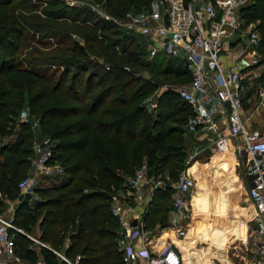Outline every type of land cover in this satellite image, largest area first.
Here are the masks:
<instances>
[{
	"label": "trees",
	"instance_id": "1",
	"mask_svg": "<svg viewBox=\"0 0 264 264\" xmlns=\"http://www.w3.org/2000/svg\"><path fill=\"white\" fill-rule=\"evenodd\" d=\"M91 1L109 15L123 17L130 10L147 9L153 0ZM31 5L30 0H0V136L16 134L14 141H0V190L19 198L18 181L31 166L35 132L29 122L18 120L25 106L39 119V132L55 141L53 158L64 172L42 177L34 194H25L14 211L15 223L51 248L15 231V252L30 262L40 253L49 264H67L56 250L70 257L80 253L82 264H124L111 194L124 186V174L134 175L144 162L149 174L178 178L185 166V124L192 109L176 90L158 91L157 80L140 73L163 55L148 60L137 38L110 17L89 6L66 4L46 10L45 20L39 14L20 15ZM242 15L245 24L258 22L264 54V0H250ZM66 18L79 23L53 22ZM31 20L41 27V37H57V51L18 59ZM74 33L84 42L73 38ZM182 67L187 82L190 73L177 57L167 58L158 73L178 74ZM154 92L156 101L149 103ZM172 190L156 189L149 203L145 228L153 233L170 223ZM35 195L40 198L31 205ZM4 204L0 198V208ZM186 254L191 261L202 258L188 248Z\"/></svg>",
	"mask_w": 264,
	"mask_h": 264
},
{
	"label": "built area",
	"instance_id": "2",
	"mask_svg": "<svg viewBox=\"0 0 264 264\" xmlns=\"http://www.w3.org/2000/svg\"><path fill=\"white\" fill-rule=\"evenodd\" d=\"M195 1L153 0L145 10L128 11L121 26L137 29L144 36L148 44L145 52L148 60L164 54L185 62L190 80L172 87L192 109L185 130L215 132V143L219 150L227 149L228 135L233 136L238 149L248 155V206L254 211L252 248L248 261L250 264H264V132L247 126L250 114H247L242 96L246 69L258 66L260 60H264V55L258 51L262 36L255 21L245 24L243 19L242 9L250 0H209L199 4ZM70 2L80 4L74 0ZM90 6L96 10L94 5ZM242 30L248 35L246 46L237 45L236 36ZM226 47L228 54L225 53ZM254 72L256 76L260 75V70L254 68ZM207 103L214 104L216 108H206ZM216 111L224 114L223 120L229 134L218 126ZM20 119L29 122L35 133L39 132V119L30 117L26 109L20 112ZM54 147L55 141L47 137L33 140L30 169L18 181L21 193L32 194L42 177L64 172L62 163L53 158ZM191 159L192 156L187 164ZM123 177L124 186L115 190L110 198L111 212L120 224L117 242L123 263L185 264L183 255L174 246L169 245L159 252L150 248L148 243L153 232L145 228V215L155 190L171 186L174 213L169 224L177 227L180 237L186 236L191 217L188 196L195 185L193 176L184 169L176 180L167 181L168 176L149 174L148 165L144 162L134 175L124 174ZM0 198L4 202L9 201L1 190ZM16 200L18 202L20 199ZM15 231L51 248L18 226L14 212L9 216L5 209L0 208V262L31 264L15 252ZM54 251L67 264H82L80 253L70 257ZM32 264L49 263L39 253Z\"/></svg>",
	"mask_w": 264,
	"mask_h": 264
},
{
	"label": "crops",
	"instance_id": "3",
	"mask_svg": "<svg viewBox=\"0 0 264 264\" xmlns=\"http://www.w3.org/2000/svg\"><path fill=\"white\" fill-rule=\"evenodd\" d=\"M247 36L245 30L240 31L236 36L237 45L246 46ZM232 45L234 42L231 43ZM228 52L226 47L225 53L228 54ZM254 68L260 70L259 76L255 75ZM244 74L243 103L247 114H250L247 126L264 132V60L261 59L258 66L247 68ZM205 107L216 108L212 103H207ZM223 117L224 114L216 111L218 126L223 127L224 132L229 134ZM228 136L229 147L219 150L215 143L217 139L215 132L185 131L186 151L192 156L189 166L185 170L195 179V185L188 196L191 208L188 233L186 236L180 237L177 227L170 224L161 227L156 233L151 234V240L148 243L150 248L159 252L164 249V246L171 245L181 252L184 260H187L188 242L194 241L192 245L198 248L199 242L200 244L205 242L209 244L210 240H214L220 248L214 245L211 246L212 249L214 247L223 249L226 247L227 241L230 240L235 246L230 247L237 254L236 257L231 256V258L239 259L240 252L237 251L236 242L244 235L247 236V241L249 238L252 240L254 211L248 206L250 182L246 172L248 155L238 149L235 137ZM165 176L169 177L170 175L166 173ZM198 178H201L202 181H199ZM8 205V202L5 201L1 209L5 207L6 215L10 216L12 212L10 206L6 207ZM173 213V203L170 198L169 221L172 219ZM202 253L198 252L197 254ZM29 263L33 262L29 261ZM0 264L7 263L3 261Z\"/></svg>",
	"mask_w": 264,
	"mask_h": 264
},
{
	"label": "rangeland",
	"instance_id": "4",
	"mask_svg": "<svg viewBox=\"0 0 264 264\" xmlns=\"http://www.w3.org/2000/svg\"><path fill=\"white\" fill-rule=\"evenodd\" d=\"M70 1L71 0H30L31 3L35 4V6L33 7L31 5L30 8H25L24 10H21V14L20 15H24V16L30 17L32 15L39 14L41 16L42 20H45L46 18L49 17L45 13L46 10H51V9L64 7V4H66L68 6L70 5V7H75V8H81L82 6H89L90 8H92L90 5H94L95 8H96V11L100 15H102V16L105 15V17H110L111 19L113 18L114 20H117V22L116 21H114V22L117 24L118 28H120L124 32H126L128 34H131L134 37H136L138 42L141 44V45H139V50L143 51L145 49V52H146V50L148 49V44H147L146 39L144 38V36L137 29H130V28H127V27L123 28L121 26V24H123L125 22V16H123V17L111 16L105 10H103L102 5L98 4L99 6H97L96 4H93L94 2H92L91 0H74L75 3H80V4H70L71 3ZM208 1L209 0H196L195 3H198V4L199 3H206ZM17 3H18V1L15 2V4H17ZM152 3H153V1L150 4H152ZM97 9H99L101 12L98 11ZM69 12H72V10L69 9ZM73 15H74V13H72V17H73ZM35 21H32L33 25H28L27 26V29H26V32H25V38H23V40L21 42V46L19 48V51L17 52V58L18 59L27 58V57H30V56H37L38 57V55H42V56L48 55L49 56V54L57 51V48H56V38L57 37H50V38L49 37L48 38L41 37L42 34H43V31L41 30V27L39 26L37 21L36 22ZM53 22H54V24H58V25H66V24L67 25H75L76 23H79L77 21H76V23L72 22V21H70L67 18L65 20H62L61 22L60 21H56V20L53 21ZM255 22H256V24H258L257 21H255ZM97 33L98 34H102L101 31H98ZM72 37L79 39L80 42H82V43L84 42L83 39L81 38V36L78 35V34L74 33ZM39 39L42 41L41 43H39ZM260 47H258V51L262 55H264L260 51V49H259ZM161 55H163L164 58L160 57V59H157V61H155V62L152 61V63H154V64H150L149 66L145 65V66L141 67L140 73L143 76L147 77V78L151 77V78L156 79L157 82L159 83V87L157 89L158 91L161 88H166V87L175 88L178 85L185 83L186 77H185V75L183 73V67H182V70L180 71V73H178V74L162 75V74L158 73V70H159L160 66H162V64L166 63L167 58H169V56H167V55H164V54H161ZM91 56L94 57V58H97L94 55H91ZM99 60L103 61L102 58H100ZM48 63H49V61H46V64H48ZM50 65L52 67H54L52 63ZM156 92L152 93V95H150V97L147 98L149 103H150V101L151 102L156 101L155 100ZM151 108L152 107H150V109ZM23 109L27 110V112L30 115V117L36 118V116L34 114L31 115V113H30V111L28 109V106L23 107L21 109V111ZM18 118H19L18 120H21L20 119V114H19ZM17 128L18 127L16 126V129ZM15 138H16V134L14 133V134L6 135L5 137L0 136V141L1 142L3 141L4 143H7L10 140L14 141ZM42 138H46V137L44 135H42L41 132H37V133H35V137L33 138V140H36V139L41 140ZM85 155H86L85 152L82 153V156H85ZM185 158H186L185 159V166H184L183 170L187 169L186 167L189 166V164H187V160L190 158L189 153L186 154ZM27 171H29V169ZM198 180L202 181L201 178H198ZM167 181H174L173 177L169 176L167 178ZM199 184H200V182H199ZM34 191H35V189H34ZM34 191H33L32 194H34ZM3 196H4V198H8L9 199L8 204L10 206L11 212L13 213L15 211L16 206L18 205V202L16 200L17 198L15 197V195H14V197H8L6 195H3ZM38 198H40L39 195H35L34 197H32V199L30 200L31 205H33ZM6 202H7V200H6ZM13 203H14V207H12ZM3 209H5V207ZM34 237H36V236H34ZM201 243H203V242H201ZM234 243H235V241H234ZM251 243H252L251 242V238H249L248 241H247V236L246 235L241 236L240 240H238V242H236V246L238 247L237 251L240 252V255L238 256L239 259H235L234 260V259L231 258V256H233V257L235 256L236 257L237 254L234 253L233 252L234 249H232V247H235L234 244L232 243V241L228 240L227 244H226V247H224L223 249H217L218 247L217 248L214 247V249H212V247H211V249L209 250V253L206 254L207 256H204L202 254L201 255L202 258L198 257L199 259L193 257V259L195 258L197 260H192L191 261V260L188 259V256H187V260L185 259V264H231V263H233V264H250L248 260H249V257L251 256V248H252V246L250 248ZM207 245L208 244H206V242L203 243V244H200V242H199L197 244V247L201 248V247H205ZM230 246H232V247H230ZM165 247H167V246H164V248Z\"/></svg>",
	"mask_w": 264,
	"mask_h": 264
},
{
	"label": "bare ground",
	"instance_id": "5",
	"mask_svg": "<svg viewBox=\"0 0 264 264\" xmlns=\"http://www.w3.org/2000/svg\"><path fill=\"white\" fill-rule=\"evenodd\" d=\"M196 239H198V237H196ZM193 242L194 241H192V242H188V244H187V248L188 249H190V250H192V251H194V252H196V253H198V252H205L206 250H209V249H211V246H216V247H219L218 245H216L215 244V242H214V240H210V243L207 245V246H205V247H201V248H195L192 244H193ZM194 248H193V247Z\"/></svg>",
	"mask_w": 264,
	"mask_h": 264
},
{
	"label": "water",
	"instance_id": "6",
	"mask_svg": "<svg viewBox=\"0 0 264 264\" xmlns=\"http://www.w3.org/2000/svg\"><path fill=\"white\" fill-rule=\"evenodd\" d=\"M23 197H24V194L21 193L20 196H19V199H22ZM135 223H136V220L133 221V224H135Z\"/></svg>",
	"mask_w": 264,
	"mask_h": 264
}]
</instances>
